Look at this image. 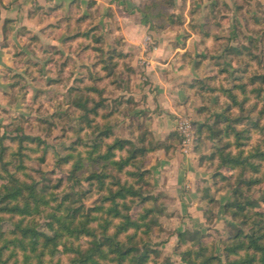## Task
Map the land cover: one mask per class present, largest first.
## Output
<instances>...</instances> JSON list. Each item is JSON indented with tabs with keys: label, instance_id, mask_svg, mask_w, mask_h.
<instances>
[{
	"label": "rangeland",
	"instance_id": "rangeland-1",
	"mask_svg": "<svg viewBox=\"0 0 264 264\" xmlns=\"http://www.w3.org/2000/svg\"><path fill=\"white\" fill-rule=\"evenodd\" d=\"M160 1L166 16H172L177 24H170L169 17L160 18L154 23L164 24L165 28L151 30L142 22L147 27L142 35V46L123 35L116 22L111 30L105 23H97V11L81 15L78 5L68 12L58 5L49 9L34 6L39 20L53 15L54 21L43 29H35L36 32L22 28L9 46L7 40L2 43L9 47L12 62L6 73L9 85L3 90L5 104L0 107V148H6L3 160L11 163L9 169L17 171L22 181L36 182L47 200L61 199L72 192L89 190L85 178L101 170L102 165L91 163L87 158L99 129L109 127L112 130L111 138L104 140L106 144L125 139L140 147L143 136L147 140L165 141L174 134V146L182 157V176L185 173L181 189L175 188L178 194L162 186L158 152L147 158L139 157L136 165L127 167L122 173L114 166L107 169L122 182L136 188L142 186L144 197L158 199L157 207H168L171 217H162L157 227L148 234L140 232L137 237V240H149L151 248L158 252V255H151L148 264H186L182 256L187 250L191 251L190 258L195 264H220L244 258L245 251L229 258L224 255L225 238L234 235L237 228L245 232L250 229L240 216L235 217L225 208L233 199L231 188L236 181H224L220 177L214 180L217 171L227 177L239 176L242 171L219 169V161L210 160L214 150L228 139L222 144L211 140L208 127L215 129L216 115L224 112L231 100L220 91L205 92L195 82L204 81L210 87L225 88L246 84L245 92L235 89L238 100L245 102L242 108L234 107L232 116L239 117L241 124L252 129L250 139L245 141L246 153L258 145L264 149V114L261 113L264 97L256 92L260 85L250 82L257 66L254 62L250 68L246 66L251 61L248 56L226 55L224 51L227 44L236 48L255 35L257 29L251 21L247 27L249 32L240 30L239 36L226 41L239 17L249 19L252 16L254 4L251 0H232L230 8L222 0H173L174 7L168 8L167 0ZM203 33L210 37H204ZM192 37L197 41L189 46ZM155 76H159L161 82ZM171 85H175L176 91L180 90L176 94L179 93L178 97L164 93ZM97 106V115H89L92 122L83 120L86 111ZM181 121H188L193 129L194 140L187 149L183 147L185 137L178 128ZM256 123L259 127L252 128ZM200 125L205 126L201 131ZM24 135L36 140L21 144ZM232 150L234 154L238 152L236 146ZM104 151L105 147L101 152ZM69 156L72 158L66 162ZM127 156L126 149L117 152L115 160ZM77 158L82 159L84 165L77 174L79 184L69 179ZM20 159L25 170L19 171L16 167ZM137 170L146 171L145 182L140 183L137 177L129 175ZM245 176L263 179L249 192L253 200L260 199L264 192V163L259 174L248 172ZM60 180L61 186L57 188ZM3 183L0 180V187ZM207 187L211 188L213 202L203 197ZM194 188H199V198L188 197ZM99 196L95 189L88 194L83 199L86 208L94 207ZM128 203L130 214L135 218L155 205L140 200H128ZM46 213L37 218L38 230L50 233ZM4 217L2 230L10 232L13 230L11 220L7 215ZM187 232H198L197 240L180 242L179 234ZM132 233L133 230L129 232ZM87 241L83 238L81 244L86 246ZM59 260L67 263L68 257L58 254L54 261Z\"/></svg>",
	"mask_w": 264,
	"mask_h": 264
},
{
	"label": "trees",
	"instance_id": "trees-1",
	"mask_svg": "<svg viewBox=\"0 0 264 264\" xmlns=\"http://www.w3.org/2000/svg\"><path fill=\"white\" fill-rule=\"evenodd\" d=\"M166 4L168 8L174 7L173 0H167ZM161 6L160 0H148L143 6H140V11L144 14L143 23L148 25L151 30L165 28L164 24L154 23L160 18L169 17L170 24H177L172 16H166ZM217 6L218 4L213 6L212 14L215 13ZM238 9L241 11L243 8L240 6ZM247 19L238 18L226 41L230 42V39L239 36L240 30L244 31L245 29L244 33L249 32L247 27L251 21L252 24L261 26V22L254 16H249ZM10 24L9 20L5 21V35L11 30L10 27L7 28ZM254 34L236 48L227 44L224 51L226 55L234 53L242 57L248 56L251 61L249 60L246 66L249 68L253 62L255 63L257 68L250 82L252 85H260L256 92L264 97V32L261 33V39L256 37L260 35L259 31L255 30ZM202 35L206 38L210 37L209 34L203 33ZM219 39L216 38L217 41ZM218 58L220 57L218 56ZM195 84H200L201 89L205 92L220 91L225 93L231 100L226 110L216 115L215 129L208 127L211 140H217L222 144L224 139H228L227 143L214 150L210 155V160L217 159L219 169L230 172L241 169V175L230 177L217 171L214 180L217 177L224 181L235 179L236 183H233L231 188L233 199L225 205V208L235 217L240 216L244 223L250 227L248 232L237 228L234 235L225 238L224 255L226 258L232 255L238 256L244 251L246 256L227 260L224 263L220 262V264H255L256 262L264 264V192L258 200H253L249 196L251 189L260 185L263 179L245 176L248 172L252 175L260 173L264 163V149L258 145L246 153L244 147L247 144L245 141L250 139L252 129L241 124L239 117L232 116L234 107L242 108L245 102L238 100L235 89L245 92L246 84H238L231 88L210 87L204 81L195 82ZM193 86L194 84L191 87ZM98 107L87 110L83 120L91 123L89 115H97ZM261 113L264 114V107ZM204 127V125H200L199 131ZM258 127L259 123L252 125V128ZM111 131L109 127L105 130L99 129L96 135L97 140L94 141L91 151L88 152L89 157L87 158L91 163L102 165L100 171H93L85 178L90 189L72 192L61 199L55 197L53 200H47L44 191L37 188L36 182L33 181L29 184L22 181L17 176V171L13 172L9 169L11 163L3 160L6 148L1 146L0 180H3L4 183L0 187V264H148L151 255H158V252L151 248L149 240H143V238L137 240V237L140 232L148 234L152 228L157 227L162 217H171L167 205L157 207L158 199L144 197L142 186L136 188L132 184L122 182L107 169L109 166H114L119 173H122L127 167L136 165V160L139 157L147 158L159 151H165L168 154L176 151L174 134H170L165 141H156L153 138L147 140L146 136H143L140 147L135 142L125 139H116L111 144H106L104 140L111 138ZM20 140L22 144L26 140L33 142L36 139L24 135ZM233 146L238 149L235 154L232 150ZM103 147H105V151L101 152ZM126 149L128 156L115 160L117 152ZM19 155L23 156L22 153ZM71 158L72 156H69L66 162H70ZM16 167L19 171L25 170L22 159ZM83 167L82 159L77 158L69 174V179L76 181L77 184L81 183L77 174ZM145 173L146 171L137 170L129 172V175L137 177L138 181L143 183L145 182ZM59 182L57 188L61 186L62 180ZM214 185L217 186L216 182ZM210 187L205 189L203 197L205 199L208 197L213 202L214 196H211ZM94 189L100 194L99 199L95 201L94 207L86 208L83 199L88 194L90 195ZM128 200L129 202L140 200L142 203L153 202L156 204L135 218L130 214ZM42 213H46L50 233L38 230L37 218ZM6 215L11 220L13 227L10 232H4L1 227V222ZM116 220H119L117 224H115ZM131 230L133 233L129 234ZM197 234L198 232L195 234L180 233V242L196 241ZM83 238L88 239L86 246L81 244ZM58 254L66 255L67 263H62L60 260L55 262L54 258ZM190 255L191 251L187 250L183 253L182 260L186 264H195Z\"/></svg>",
	"mask_w": 264,
	"mask_h": 264
},
{
	"label": "crops",
	"instance_id": "crops-1",
	"mask_svg": "<svg viewBox=\"0 0 264 264\" xmlns=\"http://www.w3.org/2000/svg\"><path fill=\"white\" fill-rule=\"evenodd\" d=\"M146 0H2L0 1V107L5 104V95L4 88H6L8 84L9 78L6 77V73L8 67L12 64L10 62V55L8 52L9 44L12 39H14L15 34H18V30L25 28L28 32H36L35 29H43L45 25H48L54 21L55 17L46 18V20H39L40 16L35 14L34 6H38L40 8H53L54 5L61 6V9L64 12H68L69 9H72L75 6H79L82 14H88L90 11H97V16H99V20L97 23L104 24L111 30L113 24L120 26L121 32L123 35L131 38V42L134 44H140L142 46L141 39L142 35L147 30V27L142 24V18H144V14L140 11V3ZM179 1V0H177ZM218 1V0H217ZM225 1L229 7L231 8L232 0H222ZM254 4V10L251 12V15L258 19L261 22V26L255 25V29L260 32V35L256 36L258 39H261V33L264 32V0H251ZM10 2V5L8 3ZM240 18V17H239ZM11 21V24L7 26L10 27L11 33L7 35L4 34V26L5 21ZM140 20V21H139ZM96 24V23H95ZM97 25V24H96ZM258 27V28H257ZM234 26L229 32L233 31ZM244 29V28H243ZM245 31V29H244ZM11 34V35H9ZM195 37V36H194ZM192 37L189 41V46H193L196 43L197 38ZM7 38V45L3 46L2 43ZM129 39L126 38V41ZM132 44L129 46L131 47ZM135 48V45L133 46ZM139 49V48H138ZM143 55V54H142ZM159 64L158 62H154ZM193 74H195L193 72ZM156 80L161 82V79L155 76ZM159 83V82H158ZM175 88V85H171L170 89L165 88V92L167 95L171 94V96H177L178 92ZM174 90V92H172ZM180 91V90H179ZM172 93H174L172 95ZM181 93V92H180ZM158 160H159V175L161 176L162 186L170 187L172 191L170 193H177L178 189H181L183 176L185 177V173L182 176V170L180 168L182 157L179 155V151L170 152L169 155L165 151L158 152ZM188 179V178H186ZM187 182V180H186ZM175 188H178L177 190ZM199 188H194L188 194V197L199 198ZM176 196V194H175ZM179 196V195H178ZM184 199V198H183ZM186 205V204H185ZM187 206V205H186Z\"/></svg>",
	"mask_w": 264,
	"mask_h": 264
},
{
	"label": "built area",
	"instance_id": "built-area-1",
	"mask_svg": "<svg viewBox=\"0 0 264 264\" xmlns=\"http://www.w3.org/2000/svg\"><path fill=\"white\" fill-rule=\"evenodd\" d=\"M178 128L181 130V132L183 133L185 137L183 140V144H184L183 147L187 149V147L191 143H193V140H194L193 129L188 121H181L180 126ZM185 152L187 153V150H185Z\"/></svg>",
	"mask_w": 264,
	"mask_h": 264
}]
</instances>
